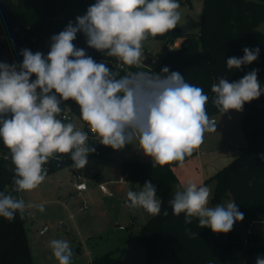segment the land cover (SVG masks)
<instances>
[{
	"label": "clouds",
	"instance_id": "9594fccd",
	"mask_svg": "<svg viewBox=\"0 0 264 264\" xmlns=\"http://www.w3.org/2000/svg\"><path fill=\"white\" fill-rule=\"evenodd\" d=\"M180 7L179 0H95L84 15L51 36L46 55L24 48L19 65L0 61V141L14 166L13 192L38 188L47 176L45 165L65 155L73 168L84 169L96 151L89 144V133L96 143L114 151L138 143L136 149L151 159L153 168L174 162L183 165L201 147L205 133L216 132L217 121L207 109L210 99L226 114L242 111L246 103L264 94L259 69L236 81L218 78L211 85V98L168 66L160 73L142 70L144 42L175 29L181 20ZM78 33L85 36L89 48L104 55V61L97 62L74 44ZM243 52L242 58H227L229 70L256 61L260 49L245 47ZM112 59L129 70L121 75L110 68ZM133 67L138 70L131 71ZM67 101L78 106L82 123L63 115L61 105ZM126 197L130 209L161 213L163 202L151 181H145L139 191L129 190ZM211 197L209 187L189 181L168 203L173 216L184 214L186 226L196 219L199 228L227 234L243 221L244 213L235 201L210 206ZM31 208L44 211L43 204L26 203L0 191V217L13 221ZM185 231L195 235L188 227ZM49 248L58 264H72L67 240L52 239ZM255 264H264V257L257 256Z\"/></svg>",
	"mask_w": 264,
	"mask_h": 264
},
{
	"label": "trees",
	"instance_id": "16d2710c",
	"mask_svg": "<svg viewBox=\"0 0 264 264\" xmlns=\"http://www.w3.org/2000/svg\"><path fill=\"white\" fill-rule=\"evenodd\" d=\"M94 2L95 0H0V33L13 36L17 41V48L11 53L12 57L7 63L19 65L23 59L20 51L24 48L46 55L50 50L51 36L62 31L69 21L75 22L77 16L84 15ZM262 22L264 0H204L199 31L202 50L189 53L187 47L183 46L170 48L164 55L157 56L154 51L145 49V63L148 67H142V70L160 73L164 66H168L170 71H179L184 75L189 83L202 87L210 98L213 95L211 85L220 77L229 79L230 82L236 81L251 70L259 69V80L264 74V32L259 29ZM177 33L176 27L159 36L169 43ZM74 44L78 48H84L97 62L105 60L102 53L87 46L82 33L77 34ZM245 47H259L258 59L241 69L229 70L227 58H242ZM114 63L116 61L112 59L108 66L111 68ZM118 71L121 75L126 72ZM61 107L79 116L78 106L73 101H67ZM207 109L210 117L219 113L211 99ZM241 125L246 144L230 164L214 174V199L222 203L223 197L230 191L246 221L264 220V159L261 158V154H264V99L259 98L244 105ZM89 144L92 143L89 141ZM0 150H8L2 141ZM101 151V155L93 153L88 159L106 156L114 150L102 146ZM65 156L60 165L58 161L50 163L48 173L72 165L70 157ZM177 164L174 162L153 168L152 161L128 158L121 165L122 173L128 181L142 186L145 181H151L157 187V195L163 202L161 213L150 215L140 228V240L145 247L147 264H255L257 256L264 257V243L255 233L243 240L234 229L227 234H216L209 228H199L196 219L186 226L183 213L180 217L173 216L168 202L182 186L174 170ZM13 177L14 166L11 159L0 156V187L13 183ZM164 211L168 215H164ZM26 214L23 218L17 214L13 221L0 217V264H37L33 261L27 236ZM186 227L195 235H189L185 231ZM88 264L135 263L112 253H105L94 257Z\"/></svg>",
	"mask_w": 264,
	"mask_h": 264
},
{
	"label": "rangeland",
	"instance_id": "374dc122",
	"mask_svg": "<svg viewBox=\"0 0 264 264\" xmlns=\"http://www.w3.org/2000/svg\"><path fill=\"white\" fill-rule=\"evenodd\" d=\"M179 3L181 20L177 25L178 33L174 40L166 43L165 39L160 36L149 38L144 42V50H152L157 56L164 55L170 48L183 46L187 47L189 53L202 50L199 31L204 0H179ZM259 29L264 32V22L259 25ZM259 82L261 88L264 89V74ZM260 98L264 99V94ZM228 114L231 117L223 129L211 135L205 134L203 147L224 149L223 153L229 154L234 150L231 149L230 139H240L242 144H246L241 125L243 110L230 111ZM136 148H138V143L134 142L133 145H127L123 150L112 151L108 156L93 157L89 159L84 169L77 170L72 165L62 167L47 173L44 182L38 188L31 192L20 193L26 203L44 205L43 212L38 208H31L26 214L25 226L35 263L58 264L49 248V241L64 239L69 242L73 251L72 264H88L91 257L105 253H112L116 257L135 264H147L145 247L140 240V227L150 214L142 208L130 209L126 203L128 189L139 191L142 185L135 183L133 186L132 182L127 184L118 182L121 177L120 159L126 153L144 161L151 160ZM202 151L204 148L195 150L191 156L186 157L183 165L179 163L176 165L180 182L185 185L192 181L209 187L212 190L210 206L226 204L229 201L236 202L230 191L223 197L222 203L214 199L216 180L213 176L216 171L225 166L221 164L211 172V175H206L204 178L207 163L212 157L204 155ZM202 157L203 162H201ZM234 158L235 156H232L226 165L230 164ZM74 170L84 174L90 187L83 197L70 192L74 182L72 176ZM93 171L99 175L98 183L107 184L111 195H106L100 190L99 184L95 183L92 178ZM157 198L159 199L158 195ZM131 213L135 216L133 217ZM131 221L132 227L128 228ZM60 223L65 224L66 227H60ZM233 229L243 240L247 239L249 233L253 231L264 243V220H258L251 226L250 222L244 218L243 221L236 222Z\"/></svg>",
	"mask_w": 264,
	"mask_h": 264
},
{
	"label": "built area",
	"instance_id": "2783aa9c",
	"mask_svg": "<svg viewBox=\"0 0 264 264\" xmlns=\"http://www.w3.org/2000/svg\"><path fill=\"white\" fill-rule=\"evenodd\" d=\"M16 48H17V41H16L15 37L0 33V49L2 51V54L0 55V61L7 62L8 60H10L11 57H12L11 53L13 51H15ZM145 59H146V54L144 52V55L142 57V66L141 67H148V65L145 63ZM101 61H104V60H101V59L98 60V62H101ZM112 66L114 68H116L117 70H124V71H128L129 70L126 66L124 68H120L117 65V63L112 64ZM133 68H136V67H133ZM133 68H131L130 70L132 71ZM32 79H35V78L32 77ZM63 115L67 116L69 120H76L78 124L82 123L81 121H79L78 116L74 112H72L70 110L65 109L63 111ZM84 130L85 131L88 130L86 125L84 126ZM89 141L96 148L95 154L96 155H101V153H102L101 147L103 145H101L99 143H96L97 141H96L95 137L92 136L91 133H89ZM0 156H2L5 159H9L10 158L9 150H7L6 152L0 150ZM64 158H66V156H62L61 157V159L58 161V165L61 164L60 162ZM54 161H57V160L53 159L48 164L45 165V168L47 169V173L49 172L50 167H51L50 163H52ZM74 179H75V188L80 194L83 191L88 189V184H87V182L85 180V177L82 174H75L74 175ZM124 180H125L124 176L120 178V181L123 182ZM13 187H14L13 183H7L4 187H2V188L0 187V191H5V192H8V193H11L13 196H15L17 198L24 199L20 193H16V192L12 191ZM99 188L103 192H105L107 194H110L109 188H108V186H107V184L105 182L99 183ZM256 222H257L256 220H251L250 221V225L252 226ZM252 233H253V231H251L249 233V235H251Z\"/></svg>",
	"mask_w": 264,
	"mask_h": 264
},
{
	"label": "crops",
	"instance_id": "0c3cea01",
	"mask_svg": "<svg viewBox=\"0 0 264 264\" xmlns=\"http://www.w3.org/2000/svg\"><path fill=\"white\" fill-rule=\"evenodd\" d=\"M228 113H230V112H228ZM228 113H226V114H223V113H217V114H215V115H213V116H211V118H213V119H215L216 121H217V129H216V132H219L221 129H223L227 124H228V120H229V118L231 117V115L230 114H228ZM216 132H213V133H205L206 135H211V134H214V133H216ZM230 141V143L232 144L231 146V149H234L233 150V152H231V153H229V154H227V153H223L224 152V149L222 150V149H220V148H218V149H213V147H203L202 145H201V147L199 148V149H201V150H203V148H204V151H202V152H204V155H209L210 157H212V159H210L209 161H208V163H207V169H206V172L204 171V178H206V175H211L212 173V171H215L216 170V168L218 167V166H220L221 164H224V166H226V164H227V162H229L230 160H231V157L232 156H237L239 153H240V151H241V148H243L244 146H245V144H242L241 143V141H240V139L239 140H236L235 138L234 139H230L229 140ZM238 150H240L239 152H238ZM197 152V151H196ZM201 152V154H203ZM206 152H208V153H206ZM110 154V153H109ZM108 154V155H109ZM108 155H106V156H108ZM128 158H135V159H138V160H140V161H144V160H141V159H139V157H132L129 153H126L121 159H120V173H121V177H123V176H125L123 173H122V169H121V165H122V162L125 160V159H128ZM217 159V160H216ZM148 161H151V160H148ZM201 162H203V157L201 158ZM219 163V164H218ZM214 165V166H213ZM177 167L178 166H174V170H175V172H176V174H177ZM221 169V168H220ZM219 169V170H220ZM217 172V171H216ZM215 172V173H216ZM75 174H82L81 172H79V173H77V171L76 170H74V172H73V177H74V175ZM83 176H84V174H82ZM93 176H92V178H93V180H94V182L95 183H97V184H99L98 182H99V175H98V173H96V171H93V174H92ZM177 176H178V174H177ZM120 177V178H121ZM178 178H179V176H178ZM180 180V179H179ZM118 182L120 183V184H123V183H128V182H130V181H128L126 178H125V180L122 182V181H120V179L118 180ZM101 183V182H100ZM182 184V183H181ZM132 185L134 186L135 185V183H132ZM89 189H90V187L88 186V189L87 190H85V191H83L81 194L76 190V188H75V179H74V182L72 183V185H71V193H74V194H76V195H79L80 197H83L84 196V194H86V193H88V191H89ZM101 190V189H100ZM129 190H132V188L131 189H128V191ZM102 191V190H101ZM109 191H110V189H109ZM103 192V191H102ZM104 194H106V195H111V191H110V194H107V193H105V192H103ZM28 210H26V212H27ZM131 215L134 217L135 215L133 214V213H131ZM151 215V214H150ZM150 215H149V217H150ZM149 217H146V219H145V221H144V223H142V225L143 224H145L146 223V221L148 220V218ZM60 224H63V223H60ZM131 224V225H130ZM129 224V226H128V228H131L132 227V221H131V223ZM63 225H65V224H63ZM142 225H141V227H142ZM66 226V225H65ZM61 227V226H60ZM140 227V228H141ZM92 259H93V257H91V260H90V262L92 261Z\"/></svg>",
	"mask_w": 264,
	"mask_h": 264
},
{
	"label": "water",
	"instance_id": "95a60500",
	"mask_svg": "<svg viewBox=\"0 0 264 264\" xmlns=\"http://www.w3.org/2000/svg\"><path fill=\"white\" fill-rule=\"evenodd\" d=\"M60 226H61V227H66V226H65V225H63V224H60Z\"/></svg>",
	"mask_w": 264,
	"mask_h": 264
}]
</instances>
